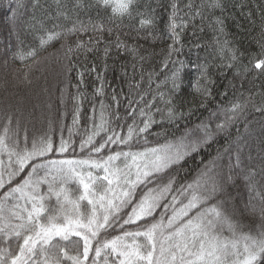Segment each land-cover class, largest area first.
Returning a JSON list of instances; mask_svg holds the SVG:
<instances>
[{
    "label": "snow or ice",
    "instance_id": "1",
    "mask_svg": "<svg viewBox=\"0 0 264 264\" xmlns=\"http://www.w3.org/2000/svg\"><path fill=\"white\" fill-rule=\"evenodd\" d=\"M16 3V9L11 4L5 5L13 17L24 7L20 0ZM211 6L221 5L216 2ZM83 7L82 0H75L73 11ZM87 7L110 9V15L104 19L112 26L105 27L104 23H93L91 19L85 24L77 19L71 27L54 23L51 29H47L41 21L45 33L39 37L41 49L57 39L63 38L64 42L55 53L37 59L35 48L25 52L20 47L23 44L20 36L35 27L27 25L16 36L17 51L3 60L5 68L9 60L17 57L21 60L33 58V64L22 76L30 84L29 72L35 66L46 61L55 62L60 66L61 74L67 76L76 66L72 60L74 55L99 50L101 43L105 61L114 46L117 51L136 54L141 61V70L144 61L158 54L147 51L145 55H139L142 46L128 45L120 37V30L127 27L123 24L124 19L139 18V29L155 28L154 10L140 11V0H91ZM187 8L190 19L200 15L198 10L192 14L191 0ZM179 11L174 0L166 25L172 43L166 53L164 49L159 52L163 55L162 68L169 69L171 64V69L156 82V94L151 99L146 100L147 94L140 91L144 81L142 71L139 80L135 77L129 80L123 101L121 94L113 89L109 96L111 105H105L101 100L98 113L96 105L92 106L91 115L87 117L90 127L83 130L78 145L72 139L71 129L67 139L61 129L58 144L46 136L33 141L29 147L27 138L21 145L16 139V131L4 127L3 134H0V238L5 242L14 241L15 247H0V264H261L264 261V194H258L260 206L252 205L251 209L261 221L255 234L244 232L246 225L240 219H234V211L228 207L232 202L228 188L234 184L236 175H243L250 193L257 190V173L245 164L238 145L234 154L229 153L227 164L218 163L223 159L218 153L205 166L201 178L193 183L174 188V178L162 182V174L203 150L246 117L250 105L255 111L264 112V107H256L253 103L251 94L227 105L217 103L215 110H209L208 117L195 127L186 128L174 143L146 146L147 135L151 134L154 124H174L193 111L188 108L185 112V102L178 98L185 63L173 57L179 56L183 47L181 32L187 26ZM50 18L55 21L72 19L60 0H57L56 15ZM215 23L220 34L215 41L216 55L222 61L216 67L232 68L243 53L227 38L220 39L224 35L222 19L217 18ZM87 32L99 35L79 39L78 34ZM105 32L109 37L115 32V40H106ZM70 36H77L74 43L68 42ZM152 39L155 41L161 37ZM258 55L260 58H253L252 66L264 72V45ZM3 56L4 53L0 52V57ZM132 67L135 71L136 65ZM194 67L197 76L193 88L200 97L198 106L207 108L208 101L215 99L212 86L216 81L209 74L208 63H198ZM104 68L107 69L106 63ZM88 72H96V66L93 64L91 68L78 71L75 95L67 88L61 90V103L67 98L72 104L73 126L79 125L82 101L86 99L81 88ZM153 74H147L149 84ZM97 80L100 86L94 89V94L103 96L107 81L99 73ZM227 94V90L220 93ZM122 103L125 105L123 116L119 111ZM8 123L11 124L10 119ZM164 134L168 135L166 131ZM111 145L117 148H110ZM77 147L82 154L79 157L75 156ZM70 150L71 158H54L57 153L65 154ZM22 173L23 178L13 183ZM259 174L264 178V166L259 169ZM150 184L154 186L148 187ZM69 185L74 186V190ZM138 189H141L139 195ZM53 198L56 204L50 207ZM82 202H86L83 212ZM157 209L162 210L157 213ZM225 231L229 236L223 235Z\"/></svg>",
    "mask_w": 264,
    "mask_h": 264
},
{
    "label": "trees",
    "instance_id": "2",
    "mask_svg": "<svg viewBox=\"0 0 264 264\" xmlns=\"http://www.w3.org/2000/svg\"><path fill=\"white\" fill-rule=\"evenodd\" d=\"M60 2L65 6V10L72 18L71 20L66 21L61 18L59 21H55L50 18L56 15L57 0H20L24 7L17 11L15 17L7 11L5 5L11 4V7L16 9V0H0V52L4 53V56L0 57V134H3L4 127L8 126L10 130L16 131V139L20 141L21 145L27 138L29 147L33 141H39L46 136H50L54 144H58L61 129H63L62 134L65 139L68 138V130L71 129L72 139L78 145L84 134L83 130L90 127V121L87 117L91 115L93 105H96L97 113L101 100L104 101L105 105H111L112 101L109 96L113 89L121 94L123 101L128 92L129 80L132 77L139 80L142 71L144 81L140 85V91L147 94L145 95L146 100L151 99L156 94V82L162 80L171 69V64L169 69L162 68L163 55L159 52L160 49H164L166 53L168 45L172 43L171 38L167 36L166 25L174 0H140V11L154 10L155 28L139 29V18L124 19L123 24L127 27L120 30V37L128 45L142 46L139 55H145L147 51L158 53L143 62L142 70L141 61L136 54L130 51H117L114 46L105 61L103 58L104 45L101 43L99 50L80 53L78 56L74 55L72 60L76 66L71 69L69 75L63 76L57 63L46 61L32 68L29 72L31 83L25 82L22 76L28 70V66L33 64V58L21 60L17 57L15 60H9L7 68L3 64V60L8 59L17 51L16 36L22 27L35 26L34 29L25 30L20 36V39L23 40L20 47L25 52L29 48H35L37 50L36 58L42 59L60 49L64 40L63 38L54 40L41 49L39 37L45 35L39 23L41 21L44 22V28L47 29H51L54 23H59L64 28L71 27L77 19L85 24L91 19L93 23L101 22L105 24V27L112 26L104 19L110 15V9L88 8L87 5L91 0H82L84 7L76 9L75 12L73 11L75 0H60ZM175 2L180 10L179 15L187 24L181 32L183 47L179 56L173 57L185 63L184 81L179 90L178 98L185 102L183 105L185 112L188 108H193V111L191 115L176 121L174 124L167 122L154 124L150 129L151 134L147 135V147H155L158 144L165 145L169 142L174 143L175 138L183 135L186 128H193L201 120L208 117L209 110H215L217 103L227 105L230 101L243 100L251 94L256 107H264V72L252 66L253 58H260L258 54L261 51V46L264 45V0H191L193 4L192 14L197 10L200 12V15L195 16V19L189 18L191 14H189L187 5L190 0H175ZM216 2L221 6L212 7L211 5ZM97 11H99V16H97ZM217 18L222 19L224 27V35L220 36V39L227 38L232 46L243 53L241 60L232 68L216 67L222 63L220 57L216 55L215 41L220 35L216 31L215 21ZM177 23L180 21L178 20ZM91 35H99V33L87 32L78 34V37L81 40H87ZM103 35L106 40H115L116 37L115 32L111 37L106 32ZM154 36H159L161 39L153 41L152 37ZM76 39L77 36H70L68 42L74 43ZM197 44L201 47H194ZM105 63L107 65L106 70L104 68ZM198 63H208L210 65L209 74L216 81L212 86L215 99L208 101L207 108L198 106L200 97L194 93L193 82L197 76L194 65ZM93 64L96 66V72H88L85 75L84 86L81 88L86 99L82 101L79 125L73 126L72 104L67 98L65 103H61V90L67 88L69 93L75 95V86L79 80L78 71H82L85 67L91 68ZM133 65H136L135 71H133ZM149 72L154 73L151 84L147 78ZM97 73L107 81L103 96L94 94V89L100 86ZM225 90H227V96L220 95ZM158 106L163 107L159 104ZM124 107L125 105L122 103L119 109L122 116L125 115ZM9 119L11 124L8 123ZM157 120L159 121V117ZM127 122L130 123L131 121ZM120 123L123 124L124 121ZM165 131L168 133L167 136L164 134ZM157 133L159 135H155ZM97 139L99 140V137ZM237 145L241 149V156L245 164L257 173L255 176L257 190L250 193L247 186L248 182L243 179V175L234 173L236 179L234 184L228 188V193L232 198L228 207L230 211H234V219H240L246 225L243 231L255 234L261 221L259 215L253 213L251 209L252 205L260 206L258 194H264V178L259 174V169L264 166V112L255 111L250 105L246 117H242L228 132L220 134L203 150L186 157L179 166L162 174V182L174 178V188L193 183L201 178L200 174L205 170V166L215 159L218 153L223 157L218 163L227 164L229 153L234 154ZM110 148H117V146L111 145ZM80 155L82 154L77 147L75 156L79 157ZM71 156L70 150L69 153L65 154L57 153L54 158L63 159L71 158ZM23 176L24 173L13 183L19 182ZM147 186L152 187L154 185ZM68 187L74 190V186L69 185ZM141 188L146 190L145 186H141ZM140 191L141 189L137 190L138 195ZM55 204L56 201L53 198L49 206L55 207ZM85 205L86 202L81 203L82 212L85 211ZM161 210L157 209V213ZM223 235L229 236V233L225 231ZM7 246L15 247L14 241L5 242L0 238V247ZM65 246L70 249V245L67 243ZM70 254L74 253L70 251ZM91 258L92 254L90 253ZM261 264H264V261Z\"/></svg>",
    "mask_w": 264,
    "mask_h": 264
}]
</instances>
